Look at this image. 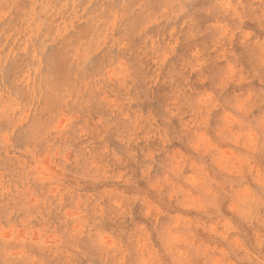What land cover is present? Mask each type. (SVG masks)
<instances>
[{"label":"clouds","instance_id":"obj_1","mask_svg":"<svg viewBox=\"0 0 264 264\" xmlns=\"http://www.w3.org/2000/svg\"><path fill=\"white\" fill-rule=\"evenodd\" d=\"M0 264H264V0H0Z\"/></svg>","mask_w":264,"mask_h":264}]
</instances>
